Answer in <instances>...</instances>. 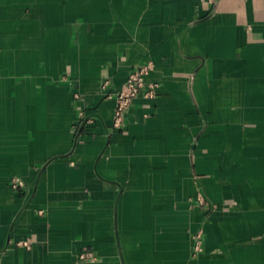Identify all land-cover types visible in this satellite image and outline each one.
I'll use <instances>...</instances> for the list:
<instances>
[{"label":"crops","instance_id":"obj_1","mask_svg":"<svg viewBox=\"0 0 264 264\" xmlns=\"http://www.w3.org/2000/svg\"><path fill=\"white\" fill-rule=\"evenodd\" d=\"M0 264H264V0H0Z\"/></svg>","mask_w":264,"mask_h":264},{"label":"built area","instance_id":"obj_2","mask_svg":"<svg viewBox=\"0 0 264 264\" xmlns=\"http://www.w3.org/2000/svg\"><path fill=\"white\" fill-rule=\"evenodd\" d=\"M207 3L213 4L215 0H206ZM150 71V65L144 64L137 67L129 73L122 88L115 95V108L113 117V127H117L120 123L121 116L126 108L131 104L134 98L140 94H144V97H153L156 94L157 85L152 82H146V77ZM24 184L17 180L12 179L10 181V188L12 190L23 189ZM198 203L202 204V199H198ZM198 237L194 246V251L199 250ZM95 259L93 253L83 251L78 255L80 261H93Z\"/></svg>","mask_w":264,"mask_h":264}]
</instances>
